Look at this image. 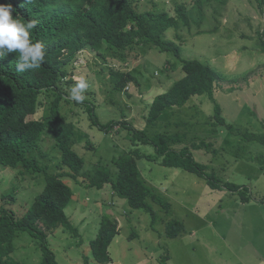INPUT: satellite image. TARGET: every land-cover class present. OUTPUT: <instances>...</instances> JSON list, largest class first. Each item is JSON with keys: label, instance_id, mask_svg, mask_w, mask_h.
Returning <instances> with one entry per match:
<instances>
[{"label": "rangeland", "instance_id": "374dc122", "mask_svg": "<svg viewBox=\"0 0 264 264\" xmlns=\"http://www.w3.org/2000/svg\"><path fill=\"white\" fill-rule=\"evenodd\" d=\"M132 2L142 12L175 18L177 25L164 39L180 46L182 59L198 60L221 74L212 96H195L183 107H172L152 125V102L184 76L177 57L150 45L135 46L123 57L79 51L67 66L65 80L73 82L62 87L60 113L73 124L71 143L84 161L82 175H69L57 142L47 136L29 151L36 167L0 168V203L19 219L43 190L45 175L63 174L73 192L65 212L77 234L63 227L46 231L57 264H98L90 244L104 217L120 229L109 248V264H263L257 259L264 258V145L246 141L243 134L264 135V0ZM117 70L137 82L117 89L112 80ZM80 78L88 87L84 101L76 103L70 93ZM55 99L54 92L44 95L43 105L29 119L47 118ZM216 107L223 126L215 117ZM135 132H144L148 140L167 137L178 152L188 149L205 165L203 177L162 166L154 147L137 146ZM136 150L140 177L163 200L153 202L154 225L151 214L131 209L112 184L92 185L101 167L111 171L114 183L118 159ZM228 184L243 188L233 192ZM172 221L185 228L177 238L167 235ZM14 244L15 260L43 264L40 241L19 233Z\"/></svg>", "mask_w": 264, "mask_h": 264}, {"label": "trees", "instance_id": "16d2710c", "mask_svg": "<svg viewBox=\"0 0 264 264\" xmlns=\"http://www.w3.org/2000/svg\"><path fill=\"white\" fill-rule=\"evenodd\" d=\"M0 3L12 4L15 8L13 16L22 22H36L30 35L33 42L39 41L44 45L45 52L39 69L23 73L16 71L18 56L15 52L0 58V168L36 167L29 158V151L48 136L57 142L62 162L70 169L69 175L76 179L82 175L84 161L71 143L73 124L60 113L64 95L62 87L73 82L71 79L65 80L68 76L67 66L79 51L88 49L100 55L111 52V55L123 57L126 51L133 50L135 46L150 45L161 53L171 52L177 57L184 76L152 102L149 110V123L152 125L172 107H183L195 96H212L215 83L222 79L221 74L210 65L182 59L180 46L164 39L165 32L177 25L175 18L168 13L142 12L132 0H32L31 4L24 3V0H0ZM178 10L181 18L186 20L185 8ZM261 38L264 50V31ZM112 80L120 90L137 82L129 73L118 70L113 73ZM48 92L56 94L50 115L43 120L29 119L43 105L42 97ZM94 110L95 107L92 114ZM218 111L216 107L215 117L218 125L223 126L225 121ZM230 130L233 131V127ZM143 133L135 132L133 140L138 141V147L140 143L154 147L162 166L203 177L205 165L198 163L188 149L178 152L170 147L167 137L156 136L148 140ZM243 137L246 141L264 145L263 134L245 133ZM139 153L136 150L134 154L118 159L119 174L114 183L111 171L101 167L94 174L92 185L103 188L106 184H112L117 196L126 200L131 209L151 214L154 225L157 213L153 202L163 204V200L140 177ZM62 175H45L43 190L19 219L0 203V264H25L12 257L14 241L19 233H28L41 242L43 264H57L55 254L47 243L46 231L63 227L77 234L65 212L73 192L64 183ZM207 180L212 185L211 180ZM228 187L233 192L243 188L229 184ZM119 231L115 221L109 217L102 219L98 235L90 244L98 264L112 262L109 248ZM184 231L182 223L172 221L167 235L177 238Z\"/></svg>", "mask_w": 264, "mask_h": 264}, {"label": "clouds", "instance_id": "9594fccd", "mask_svg": "<svg viewBox=\"0 0 264 264\" xmlns=\"http://www.w3.org/2000/svg\"><path fill=\"white\" fill-rule=\"evenodd\" d=\"M24 3L31 4L32 0H24ZM14 10L12 4L0 3V58L15 52L18 56L17 72L39 69L45 59V52L44 45L39 41L33 42L30 35L31 30L36 27V22H22L13 16ZM87 87L86 81L80 78L71 88V99L82 103L85 99L83 92Z\"/></svg>", "mask_w": 264, "mask_h": 264}, {"label": "crops", "instance_id": "0c3cea01", "mask_svg": "<svg viewBox=\"0 0 264 264\" xmlns=\"http://www.w3.org/2000/svg\"><path fill=\"white\" fill-rule=\"evenodd\" d=\"M258 262H261L264 264V258L262 256H260L258 259H257Z\"/></svg>", "mask_w": 264, "mask_h": 264}]
</instances>
